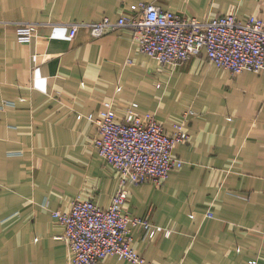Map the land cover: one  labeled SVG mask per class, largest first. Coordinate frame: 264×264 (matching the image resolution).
Returning <instances> with one entry per match:
<instances>
[{
    "label": "crops",
    "instance_id": "crops-1",
    "mask_svg": "<svg viewBox=\"0 0 264 264\" xmlns=\"http://www.w3.org/2000/svg\"><path fill=\"white\" fill-rule=\"evenodd\" d=\"M140 3L264 19V0H0V264H69L53 211L77 198L109 207L116 170L94 148L96 124L77 118L99 117L107 101L120 121L137 104L169 133L185 122L190 136L174 149L184 166L162 186L127 187L126 210L164 229L150 239L135 228L136 251L154 264H264V73L232 75L205 51L162 66L129 28L71 36L72 24L117 20ZM32 23L36 35L21 37Z\"/></svg>",
    "mask_w": 264,
    "mask_h": 264
},
{
    "label": "built area",
    "instance_id": "built-area-1",
    "mask_svg": "<svg viewBox=\"0 0 264 264\" xmlns=\"http://www.w3.org/2000/svg\"><path fill=\"white\" fill-rule=\"evenodd\" d=\"M19 34L33 38L38 24H21ZM80 27L86 28L93 39L122 29L132 30L141 52L162 66H179L191 56L206 52L215 66L232 75L244 71L264 73V19L248 16L221 15L212 20H200L166 10L153 3L130 6L119 19L104 18L97 22L72 24L71 36ZM137 104L127 109L124 120L117 119L114 103L107 101L99 117L79 114L97 126L94 148L111 164L119 188L108 208L92 199L77 198L68 210H55L52 215L64 227V240L69 249V264H99L109 257L125 259L133 264H154L134 248L135 228L142 229L152 239L163 228L155 226L150 215L132 216L126 206L129 185L151 182L160 187L172 171L184 166L174 155V149L189 139L185 122L174 124L169 133L148 114L137 112ZM190 110L187 114H193ZM151 214V212H149ZM206 217L212 218L210 211ZM170 232L166 231V235ZM252 264H259L253 261Z\"/></svg>",
    "mask_w": 264,
    "mask_h": 264
}]
</instances>
